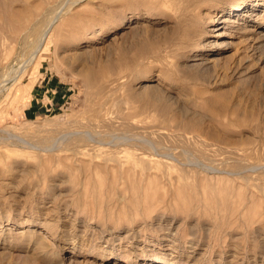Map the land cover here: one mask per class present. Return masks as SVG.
<instances>
[{"label": "rangeland", "instance_id": "rangeland-1", "mask_svg": "<svg viewBox=\"0 0 264 264\" xmlns=\"http://www.w3.org/2000/svg\"><path fill=\"white\" fill-rule=\"evenodd\" d=\"M51 1L0 0V264H264V38L204 69L184 0Z\"/></svg>", "mask_w": 264, "mask_h": 264}, {"label": "bare ground", "instance_id": "bare-ground-1", "mask_svg": "<svg viewBox=\"0 0 264 264\" xmlns=\"http://www.w3.org/2000/svg\"><path fill=\"white\" fill-rule=\"evenodd\" d=\"M202 1H210V0H184L181 6L179 7L178 14H177V19H178L177 22L180 25V27L182 26L184 28V30L176 38V40L174 41V44L177 47V52H178V49L182 51L181 55H184L186 51L189 52L188 56L189 55L190 56L188 58H185V60H188V61L192 60V62L190 64H187L188 66L201 65L202 68L208 69L211 65H213L214 62H212V60L204 59L201 56L198 57L197 55L199 54H196L197 53L196 51H200L203 48H209V47H214L215 50L218 51L222 48L230 46L233 43L232 38H235L243 33L253 32L252 34L250 33L248 36V39L250 41L251 40L256 41L258 39L264 38V28L263 29H251L247 25L251 20L254 19V17L256 18L258 16L254 11L248 12L246 7L248 6V4L251 3L249 2L250 0L248 1L247 0H236L234 6H232L229 9H225L221 5L220 2L222 1L217 3V1L219 0H212L214 3H212L213 12L211 13L203 11L202 7L204 5H202ZM60 11L61 10L55 12L53 15H51L47 19H43L42 21L38 22L36 26L32 27V31L36 34V41H35L34 48L30 52L28 59L34 60L37 53H39V51H41V49L45 47V44L47 43V38L50 36L51 32L54 30L55 23L59 19ZM29 12L30 10L28 11V14ZM28 14L26 16H28ZM36 15H39L38 12ZM36 15H33V17ZM24 16L25 15L23 16L21 15L20 17L22 18H18V19H21V23L19 22L20 20L18 22H15L16 20H14V24L20 23V26H23V27H26L28 24H30L33 19H31L28 16L30 18V20H28L26 19L27 17L26 16L24 17ZM8 23L12 24L10 20H8ZM16 29L19 30L17 26H16ZM21 29L22 28H20V30ZM22 30L20 31L21 33H22ZM208 33H214L217 37H215V39H213L212 41H204V37L208 35ZM15 35H20V33L15 34ZM250 46H251V49L256 48V46H252L251 44ZM130 63H131L130 61L124 60L121 64L122 66L124 65V66H129L130 68H132V64ZM137 64L138 63H135V65ZM149 64H151V62L149 63L148 61V65ZM134 72H136V70L135 71L131 70V73H128V74L124 73L126 74L124 76L125 79L137 78L139 73L135 74ZM143 79H147V78H143ZM123 80L124 78L121 81ZM129 81L130 80H128V82ZM135 95L139 96V92L136 91ZM201 132H203V129ZM87 134H90V133H87ZM100 258L101 259L114 258V255L112 253H103V254H100ZM163 264H172V263L165 260L163 261Z\"/></svg>", "mask_w": 264, "mask_h": 264}]
</instances>
